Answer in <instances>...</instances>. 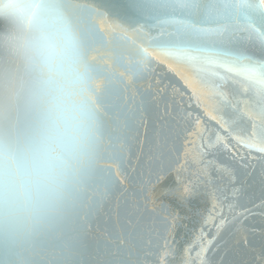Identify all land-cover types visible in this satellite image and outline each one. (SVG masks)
<instances>
[{
    "label": "water",
    "instance_id": "water-1",
    "mask_svg": "<svg viewBox=\"0 0 264 264\" xmlns=\"http://www.w3.org/2000/svg\"><path fill=\"white\" fill-rule=\"evenodd\" d=\"M42 38H70L68 82ZM260 103L264 0H0V264H264V154L207 148ZM57 133L37 198L22 162Z\"/></svg>",
    "mask_w": 264,
    "mask_h": 264
},
{
    "label": "clouds",
    "instance_id": "clouds-1",
    "mask_svg": "<svg viewBox=\"0 0 264 264\" xmlns=\"http://www.w3.org/2000/svg\"><path fill=\"white\" fill-rule=\"evenodd\" d=\"M46 84L55 85L71 77L73 68V47L70 38H42L34 48ZM66 145L59 133L45 138L33 150L31 157L22 162L29 190L37 198L44 196L55 183L58 170L65 158Z\"/></svg>",
    "mask_w": 264,
    "mask_h": 264
},
{
    "label": "snow or ice",
    "instance_id": "snow-or-ice-1",
    "mask_svg": "<svg viewBox=\"0 0 264 264\" xmlns=\"http://www.w3.org/2000/svg\"><path fill=\"white\" fill-rule=\"evenodd\" d=\"M259 91V89H254L256 94ZM231 108L232 111L227 115H221L220 117L211 115V120L216 121L219 128L213 133V138L209 141L207 148H215L217 146L227 148L228 144L235 140L237 144L243 145L249 151L264 154V103L259 104L258 110L254 115L243 112L236 106H231ZM198 121L199 117H197ZM202 147L204 146L202 145ZM176 180L177 182H182L179 175L176 177ZM189 190L195 192V185L192 184L191 189L185 185V191ZM208 196L213 200H220V197L215 193H208ZM227 199V197H224L223 200H220V203L224 205V201ZM224 207L227 208L229 213L235 210L234 202L231 200H228ZM224 207H221L217 213L220 217L219 225L224 223ZM213 208H216L215 204H213ZM210 218L214 219V217H211V213Z\"/></svg>",
    "mask_w": 264,
    "mask_h": 264
}]
</instances>
